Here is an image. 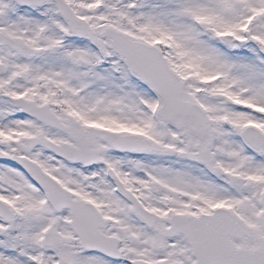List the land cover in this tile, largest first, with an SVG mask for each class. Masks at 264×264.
<instances>
[{
    "label": "snow or ice",
    "instance_id": "1",
    "mask_svg": "<svg viewBox=\"0 0 264 264\" xmlns=\"http://www.w3.org/2000/svg\"><path fill=\"white\" fill-rule=\"evenodd\" d=\"M0 264H264V0H0Z\"/></svg>",
    "mask_w": 264,
    "mask_h": 264
}]
</instances>
